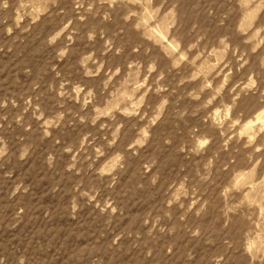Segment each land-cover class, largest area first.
<instances>
[{"label": "rangeland", "instance_id": "374dc122", "mask_svg": "<svg viewBox=\"0 0 264 264\" xmlns=\"http://www.w3.org/2000/svg\"><path fill=\"white\" fill-rule=\"evenodd\" d=\"M0 264H264V0H0Z\"/></svg>", "mask_w": 264, "mask_h": 264}]
</instances>
